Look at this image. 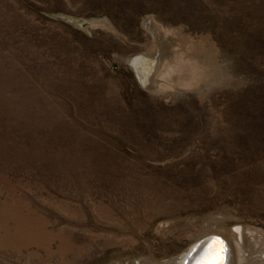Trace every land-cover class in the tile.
Returning <instances> with one entry per match:
<instances>
[{
	"label": "rangeland",
	"instance_id": "obj_1",
	"mask_svg": "<svg viewBox=\"0 0 264 264\" xmlns=\"http://www.w3.org/2000/svg\"><path fill=\"white\" fill-rule=\"evenodd\" d=\"M236 227L264 264V0H0V264L177 263Z\"/></svg>",
	"mask_w": 264,
	"mask_h": 264
},
{
	"label": "bare ground",
	"instance_id": "obj_2",
	"mask_svg": "<svg viewBox=\"0 0 264 264\" xmlns=\"http://www.w3.org/2000/svg\"><path fill=\"white\" fill-rule=\"evenodd\" d=\"M152 60H154V59H152ZM157 63L158 62H156V61L155 62L151 61V59L143 60L142 57H139V58L136 57L134 59L133 66L137 70V73L141 79L143 86L148 87V88H151V87L153 88L156 83L157 84L155 86L158 89H161V86H163V83H159L157 80H158V77L159 78H160V76L163 77V75H165L166 73H164L165 70H162V72L157 71L158 70V69H156ZM156 71H157V73L155 75V80L152 83L151 77H153V75L155 74ZM159 81H161V80H159ZM212 236H220L225 241V243L222 241L224 249H225L224 262L227 261V264H242V262L244 260V256L242 254V245L246 241V239L250 236V234L243 232L242 229L239 227H236L233 229V237L235 239V242H233L232 241L233 239H230V237H228L227 235H223L220 233H209V234L204 235L203 237L198 238L194 242H192L193 244L196 242L197 243L194 245L191 244L192 247L189 249V251L185 252L186 254L184 253L183 255H181L177 259V261H178L177 263L172 262V263H168V264H184V263H186L188 256L193 254V251L197 248V246H198L197 244L200 243L203 239L210 238ZM225 244H226V246H225ZM210 247H212V243L205 249V254L207 253V251L209 250ZM226 250H227V253H226ZM262 260L264 261V257Z\"/></svg>",
	"mask_w": 264,
	"mask_h": 264
},
{
	"label": "snow or ice",
	"instance_id": "obj_3",
	"mask_svg": "<svg viewBox=\"0 0 264 264\" xmlns=\"http://www.w3.org/2000/svg\"><path fill=\"white\" fill-rule=\"evenodd\" d=\"M225 249L219 240L212 242V247L209 248L204 257L201 258L199 264H224Z\"/></svg>",
	"mask_w": 264,
	"mask_h": 264
},
{
	"label": "water",
	"instance_id": "obj_4",
	"mask_svg": "<svg viewBox=\"0 0 264 264\" xmlns=\"http://www.w3.org/2000/svg\"><path fill=\"white\" fill-rule=\"evenodd\" d=\"M214 240H219L220 242L225 241L220 237V236H212L210 238H205L202 240L200 243H198L197 248L193 251V254L188 256L186 263L184 264H199L200 260L202 257L205 256V249L214 241ZM222 242V244H223ZM226 246V244H225ZM227 253V250H226ZM227 258V257H226ZM224 264H227V261L224 262Z\"/></svg>",
	"mask_w": 264,
	"mask_h": 264
}]
</instances>
